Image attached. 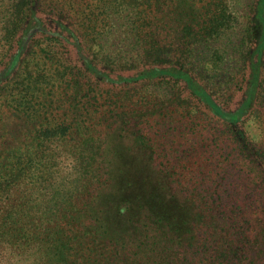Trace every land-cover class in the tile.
<instances>
[{"label": "trees", "instance_id": "1", "mask_svg": "<svg viewBox=\"0 0 264 264\" xmlns=\"http://www.w3.org/2000/svg\"><path fill=\"white\" fill-rule=\"evenodd\" d=\"M198 1L0 0V264L264 260V145L250 146L242 129L249 115L264 121V0L252 1L232 45L241 73H228L225 89L249 83L234 108L204 78L223 59L208 43L229 27L227 9ZM113 13L123 37L109 43ZM155 82L179 94L140 91ZM199 111L233 134L203 144V161L218 158L225 175L202 191L181 187L173 202L147 175L177 181L176 172L129 152L154 148L157 125H198ZM10 113L20 128L1 132ZM227 139L235 152L223 150ZM226 179L232 202L216 190Z\"/></svg>", "mask_w": 264, "mask_h": 264}, {"label": "rangeland", "instance_id": "2", "mask_svg": "<svg viewBox=\"0 0 264 264\" xmlns=\"http://www.w3.org/2000/svg\"><path fill=\"white\" fill-rule=\"evenodd\" d=\"M252 1L253 0H220V2H217L220 7H223L224 9H227L226 12V18L224 19L225 25L229 26L225 29V32L221 34L220 37H216V39H212L209 41L208 46H210L208 53L213 54L215 49H218V46L222 49L219 50L220 53L224 52L223 59L219 63V66L215 68L212 71L205 72V80L206 82L208 80H212L215 83L214 88H219L222 91V99H224V103L226 104V107L234 108L241 102V100L245 96V90L246 86L249 84L246 81H240L239 85H241L240 89H235L233 92V95H228L229 90L226 88V76L228 73H231L232 71L237 72V75L240 77L241 70L239 68L240 64L237 57L238 54L232 56V45L235 41H239L242 36H244V32L242 29L246 25V20L250 16L249 9L252 7ZM206 1H198L197 5L202 6L205 5ZM177 6V3L173 1L169 4V7L173 10ZM124 16H127L126 13H124ZM125 19H121L120 17H117L113 13L111 16V28L110 30L106 31L105 39L109 40V43H114L116 41H120L123 37V30L120 25V22L124 21ZM257 35V33H255ZM117 39V40H116ZM208 47H205V50H207ZM264 86V82H263ZM176 87H172V85H169L167 83H159L155 82L154 84L150 85V88L144 87L140 89L141 92H144L145 90L147 92H153L165 94V95H173V94H179V89L175 91ZM237 90V91H236ZM174 92V93H173ZM232 93V91H230ZM183 92L181 93V95ZM186 93L183 94V96ZM259 108H262L264 110L263 104H257ZM176 118V117H174ZM194 119L196 122H198V125L192 127L190 125L186 126L189 120L185 117L181 124L176 123L178 128L175 126L173 127H166L163 129H160L158 132L156 129H159V126L157 125L156 128L151 132L153 135V142H154V148L146 150L144 152L139 150H134L132 152H129V155L133 158H138V161L148 162L152 168L153 166H157L159 168H167L171 167V172H176L174 175L175 178H177V181H170L168 175H165V177H161V182H158L159 173L152 172L149 176L147 175L149 169L144 168L143 165L139 164L138 161L134 163V168L136 172L139 174L147 175V180H149V177L151 178L153 184L152 187L156 188V192H164L168 196V198L171 201H180L183 197V193L185 192L184 189H181V187L185 188L186 186L197 185L198 189H203L206 187H212L211 186V180L213 178H217V175L219 177L224 176L225 173L222 170L221 163H219L218 158L213 157L211 160L203 161V151H204V142L209 139L210 137L214 136H231L233 137V134L231 133V130L229 128H225V126L221 125L219 122H215L214 119H210L208 115L205 114V112H195ZM4 121V122H3ZM2 122V130H4V126L7 125L9 130H12L13 133L18 131V128H20L21 119L18 118L16 114H9L7 115ZM237 123V122H236ZM180 124V125H179ZM243 131L244 133L249 135V142H251L250 146H256L257 148L262 147L264 145V121L263 117L258 118L256 115H249V118L245 120L243 123ZM223 127L225 128L224 131H227V133H222ZM164 130V131H163ZM166 130V131H165ZM222 132L219 134L218 132ZM0 140H3L2 138ZM226 146L223 147V150L227 152H235V150H231L236 143H231V140H226ZM141 152V153H140ZM149 153V155H147ZM208 155V152L206 153ZM70 168V165H66V168ZM150 168V169H152ZM211 169L212 173L209 174L208 170ZM214 175V176H213ZM212 176V177H211ZM166 180V182H165ZM165 182V183H164ZM149 186H151L149 184ZM166 190V191H165ZM216 190L217 192L224 197V200L232 202L231 197L235 198L233 195L235 192L232 189L229 181L221 180L216 184ZM202 191V190H201ZM228 191L231 192V195L228 197ZM174 192V193H173ZM202 194L199 193V196ZM172 196V197H170ZM227 207L224 206L223 209H226ZM263 263L262 261H257L256 263Z\"/></svg>", "mask_w": 264, "mask_h": 264}]
</instances>
